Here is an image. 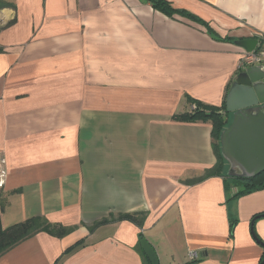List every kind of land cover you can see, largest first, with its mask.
Wrapping results in <instances>:
<instances>
[{
  "label": "crops",
  "instance_id": "crops-1",
  "mask_svg": "<svg viewBox=\"0 0 264 264\" xmlns=\"http://www.w3.org/2000/svg\"><path fill=\"white\" fill-rule=\"evenodd\" d=\"M15 0L0 12L3 228L42 217L0 264H261L264 188L223 176L210 122H180L188 98L222 107L238 40L264 36V0ZM204 180L189 184V181ZM1 179V178H0ZM144 213L141 224L120 215ZM108 219L93 231L90 227ZM190 252H197L195 260Z\"/></svg>",
  "mask_w": 264,
  "mask_h": 264
},
{
  "label": "water",
  "instance_id": "water-1",
  "mask_svg": "<svg viewBox=\"0 0 264 264\" xmlns=\"http://www.w3.org/2000/svg\"><path fill=\"white\" fill-rule=\"evenodd\" d=\"M235 44L247 53L255 51L258 40H238ZM226 113L232 115L230 125L221 135V150L229 164L228 175L255 178L264 172V66L242 69L235 77L226 98ZM254 221L251 222L254 225ZM255 240H258L252 229ZM141 248L150 264H159L155 249L145 239ZM261 264H264V260Z\"/></svg>",
  "mask_w": 264,
  "mask_h": 264
},
{
  "label": "trees",
  "instance_id": "trees-1",
  "mask_svg": "<svg viewBox=\"0 0 264 264\" xmlns=\"http://www.w3.org/2000/svg\"><path fill=\"white\" fill-rule=\"evenodd\" d=\"M15 0H0V12L3 9L11 8L16 9ZM149 2L153 9L159 11L169 18L181 17L192 22H195L206 28L207 33L216 40L220 41H231L232 38H220L217 32L210 26V24L194 14L185 11L175 9L170 2L166 0H144ZM254 39L258 40L259 46L256 51L264 44V36H255ZM242 69H240L241 71ZM239 71V72H240ZM189 103L195 104L197 108L192 113H185L175 116V119L180 122H193V121H204L210 122L212 125V140L213 150L217 158L216 165L207 171L205 177L220 176L226 178L230 186H235L239 189V194H249L251 192L264 188V172L255 178L243 179L237 177H230L227 170V161L224 159L221 150V135L223 131L230 125L232 121V115L226 113V101L222 107L207 106L202 103L196 102L191 98L187 99ZM204 180V178H198L196 180L189 181V184H195ZM6 201L0 193V257L22 243L23 241L33 237L40 231H47L52 234L58 235L61 230H57L56 226L51 225L47 219L42 217L32 218L26 222L13 225L9 228H3L1 224V215L5 208ZM146 214H129L120 215V219H128L142 225ZM259 218H264V214L256 216L252 221H256ZM108 222V219L102 220L95 223L89 229L93 231L100 225Z\"/></svg>",
  "mask_w": 264,
  "mask_h": 264
},
{
  "label": "built area",
  "instance_id": "built-area-1",
  "mask_svg": "<svg viewBox=\"0 0 264 264\" xmlns=\"http://www.w3.org/2000/svg\"><path fill=\"white\" fill-rule=\"evenodd\" d=\"M259 46V44H258ZM257 46V47H258ZM264 66V44L259 48L258 51H253L251 53L245 52L241 62H240V68L245 69L252 66ZM0 183L3 184L6 178V172L5 170L0 171ZM199 257V254L197 252H190L189 258L192 260H195Z\"/></svg>",
  "mask_w": 264,
  "mask_h": 264
},
{
  "label": "rangeland",
  "instance_id": "rangeland-1",
  "mask_svg": "<svg viewBox=\"0 0 264 264\" xmlns=\"http://www.w3.org/2000/svg\"><path fill=\"white\" fill-rule=\"evenodd\" d=\"M249 68V67H248ZM227 170L229 171V164H228V162H227Z\"/></svg>",
  "mask_w": 264,
  "mask_h": 264
}]
</instances>
